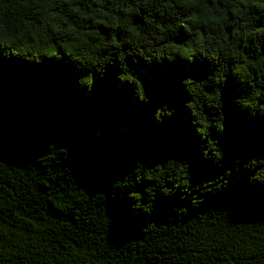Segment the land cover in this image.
Segmentation results:
<instances>
[{
	"label": "trees",
	"instance_id": "1",
	"mask_svg": "<svg viewBox=\"0 0 264 264\" xmlns=\"http://www.w3.org/2000/svg\"><path fill=\"white\" fill-rule=\"evenodd\" d=\"M130 67L137 74L145 69L148 73L139 78L145 82L152 103L139 110L133 99L134 86L119 84L117 68H109L100 85L84 100L75 87L79 73L70 63L46 61L37 66L16 59L0 61V159L13 164L0 167V224L24 237L22 253L27 257L19 259V264H48L50 257L54 260L70 256L72 249L95 248L98 241L105 249L104 264H228L232 257L226 251L211 255L220 253L223 246L213 248L207 244L209 240L217 243L213 237L225 228H251L257 235L249 239H264V186L248 185L251 173L242 168L239 178L235 170L225 177L226 190L197 193L203 203L200 209H191L189 203L180 200L179 190L172 199L157 192L151 217L131 212L135 201L126 199L129 190H125V198L117 195L107 199L104 209L103 196L96 192L110 197L111 185L132 171L137 161L147 167L172 158L189 161L195 186L223 176L236 159L246 162L252 156L264 158V118L251 120L232 104L234 96L241 93L231 79L222 89L225 132L219 136L215 129L210 130L211 138L220 141L225 153L222 166L217 167L201 159L199 137L183 108L187 96L179 86L185 75L196 79L209 75L207 63L193 64L188 72L179 62L176 66L130 63ZM132 82L137 83L134 79ZM64 99L75 103L71 107L58 106L57 101ZM163 104L175 107L176 114L157 125L151 114ZM200 110H205L209 118L215 115L204 104ZM137 111L144 116V128L130 147L106 152L92 141L96 130L110 135L125 121L130 127L132 113ZM57 143L70 146L67 161L60 164L59 160L66 157V149L50 145L49 155L37 162L38 168L26 169L47 154L49 144ZM126 143L121 138V144ZM101 163L104 170L98 171ZM65 166H71L75 176ZM150 184L142 181L134 190L143 194ZM179 207L187 209L176 216L172 209ZM209 209H228L230 219L226 214L223 218L215 213L206 215ZM106 215L111 221L109 234L107 227L100 229ZM148 223L153 224L146 227ZM201 256L204 260L199 259ZM54 264L61 262L54 260ZM257 264H264V253Z\"/></svg>",
	"mask_w": 264,
	"mask_h": 264
},
{
	"label": "clouds",
	"instance_id": "2",
	"mask_svg": "<svg viewBox=\"0 0 264 264\" xmlns=\"http://www.w3.org/2000/svg\"><path fill=\"white\" fill-rule=\"evenodd\" d=\"M10 59L37 66L46 61L72 64L79 73L75 87L84 100L100 85L109 68H117L119 84L134 86L133 99L138 110L152 103L146 94L145 82L139 78L148 73L145 69L137 74L130 63L176 66L179 62L185 72L193 64L207 63L209 75L200 79L185 75L179 86L187 96L183 108L195 136L199 137L201 159L217 167L222 166L225 153L219 146L220 141L211 138L210 130L215 129L219 136L225 132L222 89L229 79L238 85L236 91L241 93L234 96L232 104L251 120L264 118V0H0V61ZM74 103L75 100L68 99L57 101L62 107H71ZM201 104L215 115L209 118L205 110L201 113ZM103 111L107 112V108ZM175 114V107L163 104L155 108L151 119L161 125ZM139 118V112L132 113L134 122ZM121 138L127 143L121 144ZM91 139L106 152H119L135 142V135L125 121L110 135L96 130ZM50 145L67 150L66 157L59 158L60 164L68 160L70 146L49 144L47 154L26 169L38 168L37 162L49 155ZM0 162V167L13 166L7 159ZM64 168H70L75 176L71 166ZM190 168L189 161L175 158L153 167L137 161L132 171L111 185L110 197L102 191L96 193L102 194L106 209L107 199L117 195L125 198V190H129L126 199L135 201L130 206L131 212L151 217L157 192L172 199L179 190L180 200L189 203L191 209H200L203 203L197 193L226 190L225 177H230L233 170L237 178L241 168L251 173L248 185L264 186V158L260 156H252L246 162L236 159L223 176L195 186ZM97 170L103 171L104 165L98 164ZM142 181L151 182L143 194L134 190ZM208 184L211 186L205 187ZM81 188L93 194L86 187ZM184 209L187 208L172 211L177 216ZM212 213L219 214L220 218L226 214L230 219L228 209H209L205 214ZM110 223L107 216L106 222L100 225L101 231L107 227L109 234ZM261 233L264 234V229ZM255 235L251 228L227 227L213 237L217 243L209 240L207 244L213 248L223 246L220 253L211 255H223L226 251L232 257L228 264H257L264 253V239H249ZM22 239L21 233L0 224V264H19V259L27 257V253H22L25 247ZM104 251L98 241L95 248L72 249L70 256L54 257V260L61 264H104ZM54 260L48 258V264H54Z\"/></svg>",
	"mask_w": 264,
	"mask_h": 264
},
{
	"label": "rangeland",
	"instance_id": "3",
	"mask_svg": "<svg viewBox=\"0 0 264 264\" xmlns=\"http://www.w3.org/2000/svg\"><path fill=\"white\" fill-rule=\"evenodd\" d=\"M137 112H139V115H140V118H139V120L137 121V122H134L133 120H132V116H131V118H130V127H129V129H130V131H132L133 133H134V135H135V137L143 130V128H144V116H143V114H142V112H140V111H137ZM136 112V113H137Z\"/></svg>",
	"mask_w": 264,
	"mask_h": 264
}]
</instances>
